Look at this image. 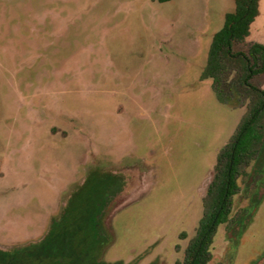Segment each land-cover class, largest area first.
Here are the masks:
<instances>
[{
  "label": "rangeland",
  "instance_id": "rangeland-1",
  "mask_svg": "<svg viewBox=\"0 0 264 264\" xmlns=\"http://www.w3.org/2000/svg\"><path fill=\"white\" fill-rule=\"evenodd\" d=\"M235 4L0 0L1 249L44 237L73 193L103 173L123 185L108 194L102 258L181 264L217 154L247 110L221 102L203 77L214 33ZM253 40L264 43V0L237 48ZM253 81L264 87V74ZM258 161L234 196L233 213L251 203L249 211L240 227L219 226L211 264L264 257ZM37 250L0 252V264Z\"/></svg>",
  "mask_w": 264,
  "mask_h": 264
},
{
  "label": "trees",
  "instance_id": "trees-1",
  "mask_svg": "<svg viewBox=\"0 0 264 264\" xmlns=\"http://www.w3.org/2000/svg\"><path fill=\"white\" fill-rule=\"evenodd\" d=\"M235 1V7L226 12L224 24L214 33L203 77L212 79V88L221 102L233 107L247 104V110L217 154L214 175L204 196L205 212L188 264H207L215 226L228 216L233 196L239 190V175L251 162L264 160V87L253 81L254 76L264 74V43L253 40L246 43L245 49L237 48L247 41L260 0ZM98 176L95 185L90 176L83 189L73 193L44 237L11 250L0 248V252L38 248L15 264H119L102 258L109 243L103 220L108 194H114L123 184L114 175ZM85 189L87 193H83Z\"/></svg>",
  "mask_w": 264,
  "mask_h": 264
},
{
  "label": "flooded vegetation",
  "instance_id": "flooded-vegetation-1",
  "mask_svg": "<svg viewBox=\"0 0 264 264\" xmlns=\"http://www.w3.org/2000/svg\"><path fill=\"white\" fill-rule=\"evenodd\" d=\"M258 162H259V161H258ZM259 163H260L259 169H258V170H255L257 174H255V176L252 177L253 179L256 178V180H257V179H260V178H262V179L264 178V160L261 161V162H259ZM255 168H256V167H255ZM243 172H244V171H243ZM243 172H242V173L239 175V177H238L239 190H240V188H241L239 179H240V176L243 174ZM256 175H257V176H256ZM258 176H259V177H258ZM239 190H238V192H239ZM238 192H236V193L234 194V196H235ZM234 196H233V203H232L231 209H230L229 212H228V216H227V218H226L225 220L221 219V221H219V223H217L216 226H215V231H214L213 236H212V239H211V247H210V249H209L210 258H209L207 264H211V262H212V247H213V243H214V241H215L216 233H217V230H218L219 226H220L221 224H225V225H226V228H227L228 230L233 229L234 226L240 227L241 224H242L241 222H242V217H243V215L245 214V212L248 213L249 208H250V206H251V203H250L249 205H247L246 207H244V209H242L243 212L236 213V214L233 213ZM204 205H205V203H204ZM204 212H205V208H204V211H203V214H202L201 218L203 217ZM201 218H200V220H201ZM200 220H199V222H200ZM214 225H215V224H214ZM199 227H200V223H199L198 226H197L196 233L194 234L193 237H191V239H190V241H189V243H188V245H187V247H186L185 257H184L183 261L181 262V264H188V263H189V260H190L191 257H192L191 254H192V250L194 249V246H193V245H194V242H195V240H196V237H197L198 234H199ZM200 237H201V239H203V236H200ZM104 250H105V249H104ZM104 250H103V251H104ZM262 258H263V259H262L261 263H259V264H264V257H262ZM119 264H121V262H120ZM217 264H224V263L219 261Z\"/></svg>",
  "mask_w": 264,
  "mask_h": 264
}]
</instances>
